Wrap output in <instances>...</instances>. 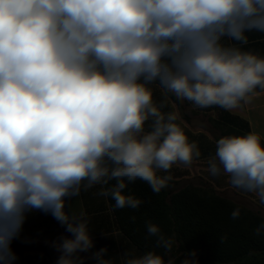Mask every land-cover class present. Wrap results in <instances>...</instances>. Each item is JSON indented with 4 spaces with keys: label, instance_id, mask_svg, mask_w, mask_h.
<instances>
[{
    "label": "clouds",
    "instance_id": "1",
    "mask_svg": "<svg viewBox=\"0 0 264 264\" xmlns=\"http://www.w3.org/2000/svg\"><path fill=\"white\" fill-rule=\"evenodd\" d=\"M252 31L264 33V0H0V264L15 259L11 241L36 210L72 234L58 244L57 264H83L79 253L94 242L84 214L70 215L66 199L115 180L100 194L136 209L141 201L125 193L128 183L144 181L158 193L171 177L157 170L199 157L149 85L200 108H237L264 89V56L223 41L246 44ZM208 164L264 204L259 135L220 138ZM147 232L171 251L174 241L157 225ZM262 233L264 222L255 229ZM106 251L93 254L97 264H111ZM124 264L175 260L149 251ZM181 264H198L195 252Z\"/></svg>",
    "mask_w": 264,
    "mask_h": 264
},
{
    "label": "crops",
    "instance_id": "2",
    "mask_svg": "<svg viewBox=\"0 0 264 264\" xmlns=\"http://www.w3.org/2000/svg\"><path fill=\"white\" fill-rule=\"evenodd\" d=\"M246 36V44H238L227 38L223 43L237 44L244 51L264 56V33L252 31L246 33ZM149 87L152 89L154 103L164 113L177 114V123L189 142H195L200 151V156L194 157L190 164L177 162L167 172L157 170L158 176L171 177L167 186L169 190L177 191L187 185L200 187L206 184L223 197L264 217V204L260 202L257 193L233 186L229 175L223 171L219 175H212L208 164V160L215 155L217 141L224 136L254 133L260 136L261 145L264 146V89L257 87L249 94L247 101H242L237 108L226 110L219 106L200 108L171 93L177 99L174 102L159 85L151 84ZM150 125L151 120L146 122L145 131L151 130ZM102 190V184L90 188L82 186L77 195L66 199L65 210L78 217L83 213V218L88 221L94 247L79 253L83 264H97L93 254L102 248L107 249L104 256L111 264H124L126 259L143 254L119 230L107 196L100 194ZM71 235L66 231V225L61 224L50 212L29 211L14 239L41 249H23L21 262L14 259L11 264H57L61 255L58 244L63 237ZM126 254H131V257Z\"/></svg>",
    "mask_w": 264,
    "mask_h": 264
},
{
    "label": "trees",
    "instance_id": "3",
    "mask_svg": "<svg viewBox=\"0 0 264 264\" xmlns=\"http://www.w3.org/2000/svg\"><path fill=\"white\" fill-rule=\"evenodd\" d=\"M153 84L159 85V82ZM163 90L177 102L174 95ZM115 183L113 180L102 185L106 189ZM169 183L158 193L144 181L128 183L125 193L141 201L136 209L116 208L115 201L107 196L119 230L143 255L155 251L165 260L172 258L175 264H181L186 253L195 252L198 264H264V233L255 234L264 217L223 197L206 184L187 185L172 191L167 187ZM237 209L239 216L233 219L232 212ZM148 223L157 225L160 234L174 241L170 252L158 245V236L147 232ZM10 248L19 263L23 249H41L14 238Z\"/></svg>",
    "mask_w": 264,
    "mask_h": 264
}]
</instances>
